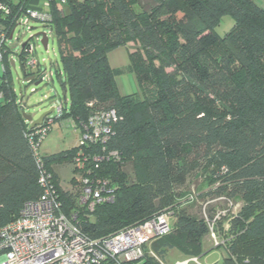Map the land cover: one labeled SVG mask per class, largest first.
I'll use <instances>...</instances> for the list:
<instances>
[{"label": "trees", "instance_id": "trees-1", "mask_svg": "<svg viewBox=\"0 0 264 264\" xmlns=\"http://www.w3.org/2000/svg\"><path fill=\"white\" fill-rule=\"evenodd\" d=\"M31 1L0 0L9 10H0V31L10 36ZM37 1L49 4L52 19L42 24L53 31L56 76L69 96L62 119L86 122L98 109H115L120 118L107 143L119 157L98 171L115 201L80 210V230L103 238L172 208L173 230L153 251L162 263L165 248L197 254L209 226L183 208V190L200 173L210 187L201 198L241 204L224 236L223 264H264V7L255 0ZM225 17L234 26L220 37L215 30ZM129 43L138 47L130 70L140 94L121 96L108 55ZM13 54L7 47L0 74V229L43 194L26 138L31 124L12 83ZM19 57L24 71L26 52ZM78 149L42 158L67 214L77 209L76 197L63 190L54 165L71 162ZM144 264L159 263L148 256Z\"/></svg>", "mask_w": 264, "mask_h": 264}, {"label": "built area", "instance_id": "built-area-1", "mask_svg": "<svg viewBox=\"0 0 264 264\" xmlns=\"http://www.w3.org/2000/svg\"><path fill=\"white\" fill-rule=\"evenodd\" d=\"M61 1L65 3V0ZM0 10L9 13L5 5H0ZM51 19L49 4L33 0L17 24L32 30V23L46 24ZM16 29L10 36L8 32L0 31L2 70L3 55L7 47L12 48L11 41ZM47 29L49 45V34H54L51 29ZM30 41L25 47L21 46V53L26 52L23 81L32 84L52 79L53 74L48 76L39 62L30 56L35 51ZM48 45L45 50H48ZM14 55L15 51L11 56L12 63L15 64ZM28 78H33V81L27 82ZM2 99L3 94L0 93V100ZM17 104L25 114L22 101L18 99ZM89 107L93 108V104H89ZM65 109L62 105L53 109V112H57L56 119L63 120ZM119 120L115 109L95 110L86 122L77 123L73 120L74 127L80 129L81 133L77 146L79 149L71 161L74 176H78L73 177L76 185H72L69 190L63 189L76 197L77 209L70 214L65 213L54 174L45 166L40 154V147L51 132L55 119L47 116L41 125L31 128L32 132L26 138L39 172L38 184L43 194L38 200L25 203L18 217L0 229V264H144L148 256L159 264H164L153 251L152 244L171 234L175 221L172 208H166L142 223L98 239L88 237L77 225L80 210L93 212L97 207L115 201L111 181L99 175L98 171L104 163L119 157L117 152H107V143ZM205 218L214 245L226 246L227 240L218 233L219 217L212 220L207 216ZM193 260L197 262V259Z\"/></svg>", "mask_w": 264, "mask_h": 264}, {"label": "rangeland", "instance_id": "rangeland-1", "mask_svg": "<svg viewBox=\"0 0 264 264\" xmlns=\"http://www.w3.org/2000/svg\"><path fill=\"white\" fill-rule=\"evenodd\" d=\"M255 2L260 7H264L263 0H255ZM233 26V20L230 17H225L215 31L220 37H224L230 32ZM30 27L32 30H27L22 27V25L18 26L14 33V39L11 41L12 48L15 51L13 58L15 68L13 67L12 69V83L18 95V99L21 100L24 105L25 114L31 116L34 121H37L42 115L61 105L67 109L69 107V96L68 93H64L60 81L56 76L57 71L61 68L56 39L50 33L48 50H45L41 45V37H37V35L43 33L47 34L49 30L44 27L43 24L35 22L32 23ZM29 40H31L30 42L35 50L30 56L39 62L41 69L45 71L48 76L50 73L53 74L52 79L45 80L39 85H36V82L26 84L23 81L24 71L22 70V62L19 54L21 53V46ZM137 48L138 47L133 44L132 49L136 50ZM1 72L2 67L0 63V74ZM129 77H134V75L130 73V70H126L125 74L118 75L116 79L119 86L126 84L127 88L130 87L129 85L131 84H127ZM49 117L55 119V122L51 132L40 147V154L42 156L56 155L67 153L76 148L80 143L81 131L74 127V121L72 119H56V111L52 112ZM54 170L59 176L62 188L64 190L71 189L72 178H78L77 175L74 176L71 162L65 161L56 164L54 165ZM204 191H210L209 185L204 183L202 174L193 173L191 177H189L186 187L183 190V192L188 194V202L184 203L183 208H187L190 213L197 215L199 218L207 216L209 219H215L219 217L218 233L221 238H224L225 235H228L230 219L239 211L241 204L237 201L227 199L224 196H216L214 194L201 198L200 195L203 194ZM191 196L194 197V200L190 202L189 198ZM164 251V264H223L224 259L228 256L224 247L217 248L214 245L210 234L205 236L202 240V246L197 251V254H187L178 247L165 248ZM191 258H196L197 262L194 260L190 261Z\"/></svg>", "mask_w": 264, "mask_h": 264}, {"label": "crops", "instance_id": "crops-1", "mask_svg": "<svg viewBox=\"0 0 264 264\" xmlns=\"http://www.w3.org/2000/svg\"><path fill=\"white\" fill-rule=\"evenodd\" d=\"M132 46L133 44L129 43L125 46L118 47L109 53L108 55L109 64L113 70L118 72L117 76L120 74H125L126 70H130V54L133 52ZM130 73H132L134 77H129L127 84L130 83L131 85H129L130 87L128 88L126 84L119 86L118 81L116 79L118 92L121 96L140 94V87L137 83L135 74L131 70ZM193 259L196 258H191L190 261H192Z\"/></svg>", "mask_w": 264, "mask_h": 264}, {"label": "water", "instance_id": "water-1", "mask_svg": "<svg viewBox=\"0 0 264 264\" xmlns=\"http://www.w3.org/2000/svg\"><path fill=\"white\" fill-rule=\"evenodd\" d=\"M37 37H42V41H41V44L43 45V47L46 49L47 48V45H48V38L46 36V34H38ZM27 45V42L23 44V47H25ZM12 66L15 68V64L12 63ZM27 82H30V81H33V78H28L26 79ZM41 84V81H37L36 82V85H39ZM53 112V109L48 112V113H45L44 115H42L40 117V119H38L37 121H34L33 118L31 116H28L26 114H24V118L26 119L27 122L31 123V128H35L39 125H41L43 123V120L49 116L51 113Z\"/></svg>", "mask_w": 264, "mask_h": 264}]
</instances>
